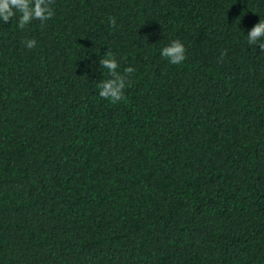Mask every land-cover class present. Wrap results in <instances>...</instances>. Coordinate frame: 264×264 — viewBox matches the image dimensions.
I'll return each instance as SVG.
<instances>
[{
  "label": "trees",
  "instance_id": "16d2710c",
  "mask_svg": "<svg viewBox=\"0 0 264 264\" xmlns=\"http://www.w3.org/2000/svg\"><path fill=\"white\" fill-rule=\"evenodd\" d=\"M50 8L0 19V264H264V0Z\"/></svg>",
  "mask_w": 264,
  "mask_h": 264
},
{
  "label": "clouds",
  "instance_id": "9594fccd",
  "mask_svg": "<svg viewBox=\"0 0 264 264\" xmlns=\"http://www.w3.org/2000/svg\"><path fill=\"white\" fill-rule=\"evenodd\" d=\"M17 12L20 13L18 22V27L20 28H24L32 20L43 22L50 19L53 15V11L50 8V0H0V19L8 21ZM110 23L114 25L115 21L110 20ZM262 36H264V21L257 23L248 33L249 39ZM34 43V40H29L26 46L31 49ZM185 53L186 49L179 40L171 41L170 44L160 50L161 56L173 65H181L185 60ZM102 65L110 72L117 68V64L110 54L102 61ZM127 71L131 72L132 69L128 68ZM122 88L123 84L119 79L107 80L99 85V95L115 103L123 99Z\"/></svg>",
  "mask_w": 264,
  "mask_h": 264
}]
</instances>
